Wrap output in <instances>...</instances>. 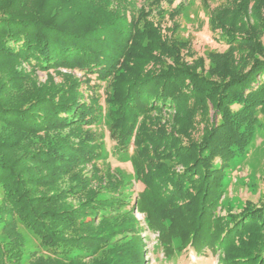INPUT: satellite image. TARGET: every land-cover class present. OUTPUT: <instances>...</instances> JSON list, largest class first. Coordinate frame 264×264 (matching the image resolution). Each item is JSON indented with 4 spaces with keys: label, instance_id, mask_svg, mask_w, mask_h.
Returning <instances> with one entry per match:
<instances>
[{
    "label": "trees",
    "instance_id": "obj_1",
    "mask_svg": "<svg viewBox=\"0 0 264 264\" xmlns=\"http://www.w3.org/2000/svg\"><path fill=\"white\" fill-rule=\"evenodd\" d=\"M165 1L0 0V264H24L19 228L38 241L27 264L144 263L140 223L114 217L122 180L98 174L101 142L131 152L164 251L177 239L220 264H264V199L214 215L264 122V0L212 9L227 49L192 61ZM88 165L91 177L73 171Z\"/></svg>",
    "mask_w": 264,
    "mask_h": 264
},
{
    "label": "rangeland",
    "instance_id": "obj_2",
    "mask_svg": "<svg viewBox=\"0 0 264 264\" xmlns=\"http://www.w3.org/2000/svg\"><path fill=\"white\" fill-rule=\"evenodd\" d=\"M172 3L165 1L162 7L166 11L165 27H172V22L168 14L173 10H178L176 21L179 24L177 39L188 44L190 53L187 59L192 61L195 57L206 58L213 51L224 52L227 49L223 45V39L220 35L212 31L209 23V14L212 9L225 4L227 0H172ZM191 54V55H190ZM193 56V57H192ZM41 81H45L46 74L39 72ZM82 77L81 75L78 76ZM60 82V78L57 77ZM87 94V93H86ZM100 123L110 125L107 117L100 119ZM264 122L261 128L256 130V136L253 137L246 152L230 161L222 182L223 193L220 196L219 206L214 214L220 219H227L230 216L240 214L250 203L259 204L264 199ZM97 136L104 137V130L97 127L95 130ZM90 130V132H94ZM77 138L74 141L77 143ZM101 157L98 161L100 170L98 174L101 178L108 175L118 176L123 182L121 200L127 204L119 208L114 217L121 219L122 215L132 211L136 221L140 223L142 232L140 236L144 243L143 264H220L219 251L204 249L202 252H196L194 249L182 253L179 251L180 241L174 240L172 251H164L160 234L149 229L145 215L140 212L137 206L139 193L144 189L141 183L136 182V175L132 161L131 152L123 149H113L107 151L104 142H101ZM112 154H108L111 153ZM94 170L93 165L84 168H74V173L78 177H91ZM67 179V178H66ZM105 194L101 195V198ZM136 197L135 201L133 198ZM1 203V196H0ZM24 238L23 263L27 264L31 253L37 251L38 241L34 234L27 229L19 228ZM0 240L6 241V236L1 232Z\"/></svg>",
    "mask_w": 264,
    "mask_h": 264
}]
</instances>
